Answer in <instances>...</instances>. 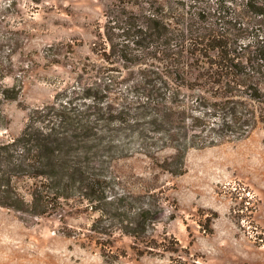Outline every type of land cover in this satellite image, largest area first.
I'll list each match as a JSON object with an SVG mask.
<instances>
[{"label":"rangeland","instance_id":"obj_1","mask_svg":"<svg viewBox=\"0 0 264 264\" xmlns=\"http://www.w3.org/2000/svg\"><path fill=\"white\" fill-rule=\"evenodd\" d=\"M182 1L0 0V89L20 88L15 100L0 94V143L18 137L31 117L38 125L40 111L49 114L54 106L115 104L124 87L119 81L130 71L173 61V45L183 41L144 40L139 27L150 12L180 9ZM194 7L215 12L216 5L198 0ZM218 22L213 27L227 41L187 42L220 45L243 63L253 57L259 33ZM124 143L129 154L110 165L112 191L117 197L148 195V205L155 199L154 214L140 230L149 235L146 242L130 235L136 218L115 225L107 216L99 223L104 234L91 231L99 213L74 194L51 215L0 206V264H264L263 121L241 140L191 149L181 175L162 167L173 149L152 150V158L134 140ZM18 181L22 187L33 182ZM150 238L158 244L144 254Z\"/></svg>","mask_w":264,"mask_h":264},{"label":"trees","instance_id":"obj_2","mask_svg":"<svg viewBox=\"0 0 264 264\" xmlns=\"http://www.w3.org/2000/svg\"><path fill=\"white\" fill-rule=\"evenodd\" d=\"M185 1L178 3L180 9L150 12L148 22L139 27L144 40L183 41L173 45L178 50L173 61L162 68L130 71L119 81L124 87L115 104L92 101L83 110L54 106L49 114L40 111L38 125L31 117L18 137L0 143V206L32 216L51 215L62 199L79 194L99 213L91 231L104 234L99 223L107 216L115 225L136 218L138 226L131 227L130 235L146 242L149 235L140 230L154 214L150 205L155 199L148 205V195L117 197L112 191L116 177L110 165L129 154L124 142L134 140L152 158V150L173 149L162 167L181 175L191 149L241 140L264 122V0H210L215 12L191 11L198 0ZM219 20L259 33L253 57L243 63L220 45L187 42L227 41L213 27ZM122 60L128 62L126 56ZM188 69L198 73L191 77ZM19 93L20 88L0 89L4 100H15ZM23 177L33 182L22 187L18 179ZM135 205L138 210L132 213ZM148 241L144 254H152L153 243L158 244L153 238Z\"/></svg>","mask_w":264,"mask_h":264}]
</instances>
